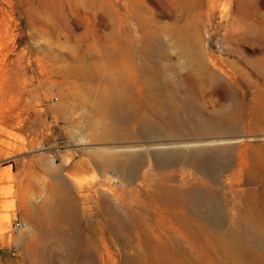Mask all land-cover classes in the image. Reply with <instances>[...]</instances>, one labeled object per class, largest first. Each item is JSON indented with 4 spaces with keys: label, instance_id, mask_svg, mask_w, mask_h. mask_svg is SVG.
I'll return each mask as SVG.
<instances>
[{
    "label": "rangeland",
    "instance_id": "1",
    "mask_svg": "<svg viewBox=\"0 0 264 264\" xmlns=\"http://www.w3.org/2000/svg\"><path fill=\"white\" fill-rule=\"evenodd\" d=\"M263 119L264 0H0V264H264L240 243L264 239V181L244 178L264 149ZM168 136L188 151L233 139L236 163L220 170L212 147L170 167L147 154L126 178L97 157ZM62 179L72 224L39 238L24 204L52 198ZM168 191L181 196L174 207ZM102 192L118 215L104 214Z\"/></svg>",
    "mask_w": 264,
    "mask_h": 264
},
{
    "label": "bare ground",
    "instance_id": "2",
    "mask_svg": "<svg viewBox=\"0 0 264 264\" xmlns=\"http://www.w3.org/2000/svg\"><path fill=\"white\" fill-rule=\"evenodd\" d=\"M146 72H148V71H146ZM165 74L168 75V73H165ZM196 78H197V76H196ZM159 79H161V77ZM169 80L170 79L168 78L167 81H169ZM150 83H151V81H150ZM156 83H157V81H156ZM174 85H176V84H174ZM171 87H170V89H171ZM150 91H152V93H155L156 88L151 86V88L148 89L149 93H151ZM162 92H164V91H162ZM161 98H162V96H161ZM172 98L174 99V97H172ZM110 103L111 104L109 105V112L117 119H120L121 117H123L125 114L124 109H123L124 106L118 100L115 102H110ZM138 120H139L138 121L139 125L141 127H143V128L149 127L150 123H148L147 119H145V116L139 117ZM258 125L261 126V124H258ZM261 128H262V126H261ZM105 134H106L105 136H109V135L115 136V133L112 131L111 132L107 131V133H105ZM119 137H120V135H119ZM232 140L227 139V138H213V139L207 138L206 140H197V141H194L193 144L191 143L193 145V150L188 151L187 149L189 148L190 144L178 140L177 137L172 138V137L168 136V138H164V139H160L158 141L151 142L149 144V146L146 148L145 152H136V153H127L126 152V150H128V149H134V151H135L136 147H132V148H128V149H126V148L122 149L123 152L120 154L122 156L121 160H118L116 156H97V157H100V159L99 158L98 159L101 160L100 162L102 163V165L103 164H112L114 166V170L116 172H119V173L123 172L124 176L127 178L129 176V174L131 175L134 172V170L136 168H138L143 163V159H144L145 155H147V154H150L152 156L156 165H158L159 167H170L173 165L180 164L182 162L190 161L191 159H193V161H195L197 158H199V156H201L204 153L205 150H207L209 147L210 148L212 147L211 149H213L212 150L213 156H221L223 158H226L221 164H219L220 170H226V169L232 167L233 165H235V163H236V158L234 157V155L231 151L233 149V146L231 144H227V141H232ZM236 140H238V139H235L234 141H236ZM249 155L255 157V159H257V162L255 163V166L249 167L248 170H246L244 178L248 181H264V170L258 169L256 167L257 163H260L261 166L264 165V149L262 150L259 148L257 150L251 151V153ZM79 165H78V167H79ZM52 187H54V189H55L54 190L55 193L52 196V198L45 199L41 204H38L37 206H34L35 204L34 205L24 204L26 210L32 212L33 224L37 230L36 234L38 237L39 236L40 237H44V236L46 237V235L55 231L54 227L60 228L62 225H66V224L71 225L72 224V217L70 216V207L68 206V203L66 201L67 195L69 194L71 196V194H72L71 190H70V183H68L65 179H62L61 181L56 182L54 184V186H52ZM260 192L264 196V186H262L260 188ZM204 198H205V200H207L206 201L207 205H208L207 206V213H208L209 217L211 218V220L213 221V223L216 226L222 227L223 217H224V212H225L224 209L220 206L219 201L212 194H205ZM187 199H189L193 203V191H191V194L187 196ZM180 200H181V196L175 191H168L164 194V201H165L166 205L174 207L175 204H177ZM101 202L103 204L104 214L106 216L119 214V212L116 208V205L114 204V202L112 201L110 196L107 195L106 193L102 192ZM263 202H264V200H263ZM43 216H47L48 218L45 219V218H43ZM116 219H117V222L115 223V225H110V226L111 227L115 226L119 230L125 231L128 228L127 222L122 217H116ZM255 221H256L255 217L250 218V220L248 221V223L244 227H246V228L256 227ZM46 223H48V226L45 225ZM229 235H230L231 239H233L234 241H237V238L233 234L230 233ZM250 237H251V239H250ZM240 243H243L246 247H248V246L250 247L253 245L256 247H259L258 251L256 249L255 252L259 257L264 258V239L262 238L261 233H259L258 231L252 232L250 234H244V237L242 240H240Z\"/></svg>",
    "mask_w": 264,
    "mask_h": 264
},
{
    "label": "built area",
    "instance_id": "3",
    "mask_svg": "<svg viewBox=\"0 0 264 264\" xmlns=\"http://www.w3.org/2000/svg\"><path fill=\"white\" fill-rule=\"evenodd\" d=\"M22 224H23L22 222H20V221L17 220L15 222H13V227L14 228H19Z\"/></svg>",
    "mask_w": 264,
    "mask_h": 264
}]
</instances>
